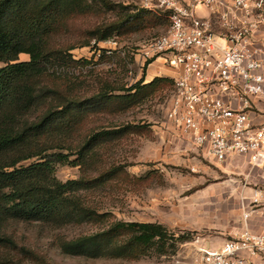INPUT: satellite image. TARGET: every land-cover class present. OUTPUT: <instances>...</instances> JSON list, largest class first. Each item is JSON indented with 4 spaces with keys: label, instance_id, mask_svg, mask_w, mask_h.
I'll return each mask as SVG.
<instances>
[{
    "label": "rangeland",
    "instance_id": "rangeland-1",
    "mask_svg": "<svg viewBox=\"0 0 264 264\" xmlns=\"http://www.w3.org/2000/svg\"><path fill=\"white\" fill-rule=\"evenodd\" d=\"M111 1L131 8L142 6V0ZM128 14L136 15L113 34L118 41L115 47L106 42L108 38L73 48L70 53L77 63L62 69L57 65L50 67L49 72L60 77L57 82L42 78L44 84L60 85L61 90L75 88L69 93H75L81 100L111 96L90 107V114L74 128L51 131L47 152H73L69 159L74 160L91 132L127 126L119 136L94 146L78 164L56 163L55 176L65 181L111 172L101 184L78 192L85 204L98 213H108V221L156 222L181 238L175 240L174 247L168 242L163 251L154 244L135 257L92 259L65 254L59 244L61 240L98 231L104 226L101 222L56 226L9 220L5 223L6 233L18 247L24 246L31 252L20 254L19 250L5 247L20 264H191L193 252L189 242L197 236L219 244L245 227L264 233L250 226L252 214L258 211L263 216L252 225L264 227V201L254 205L250 197L255 189H261L264 195V165L253 166L242 156L219 162L204 149L186 142L166 116L172 90L169 80L143 90L134 99L114 97L126 94V89L139 80L146 83L156 77H168L167 73H159L163 62L141 66L137 52L144 40L167 29L168 18L163 12H132L118 4L107 10L95 5L89 14L66 21L64 30L68 31L64 35L69 40L65 43L78 40L81 34L78 31L86 26L122 22L128 19ZM19 58L28 59V55L21 54ZM245 212L249 216L244 217Z\"/></svg>",
    "mask_w": 264,
    "mask_h": 264
},
{
    "label": "trees",
    "instance_id": "trees-1",
    "mask_svg": "<svg viewBox=\"0 0 264 264\" xmlns=\"http://www.w3.org/2000/svg\"><path fill=\"white\" fill-rule=\"evenodd\" d=\"M116 4L132 12H151L111 0H0V264H20L5 247L19 250L20 254L31 253L24 246L18 247L6 233L5 223L9 220L56 226L69 222H101L104 226L98 231L61 240L59 244L65 254L92 259L135 257L154 244L163 251L168 242L174 247L175 240L181 238L156 222L108 221V213H98L85 204L78 192L101 184L111 172L65 181L55 176L56 163L78 164L94 146L119 136L127 126L91 132L78 148L74 160L69 159L73 152H47L51 131L74 128L90 114V107L111 96L104 94L97 100L94 96L81 100L75 93H69L75 88L61 90L60 85L44 84L42 78L57 82L60 77L50 73V67L57 65L62 69L77 63L71 49L112 37L136 14H128V19L122 22L86 26L78 31L80 38L72 43H65L69 40L64 35L68 31L64 30L66 21L89 14L95 5L110 10ZM21 54L28 55V59H20ZM168 80L173 86L170 77H156L146 83L139 80L126 89V94L114 97L134 99L143 90ZM112 90L114 88H109ZM34 157L35 160L22 163Z\"/></svg>",
    "mask_w": 264,
    "mask_h": 264
},
{
    "label": "built area",
    "instance_id": "built-area-1",
    "mask_svg": "<svg viewBox=\"0 0 264 264\" xmlns=\"http://www.w3.org/2000/svg\"><path fill=\"white\" fill-rule=\"evenodd\" d=\"M141 2L168 18L167 29L137 50L141 66L162 58L173 71L167 119L216 161L242 155L263 166L264 0ZM200 6L208 16L197 14ZM106 42L118 43L116 36ZM250 197L254 205L264 201L261 189ZM189 244L191 264H264V233L247 227L218 246L200 236Z\"/></svg>",
    "mask_w": 264,
    "mask_h": 264
},
{
    "label": "crops",
    "instance_id": "crops-1",
    "mask_svg": "<svg viewBox=\"0 0 264 264\" xmlns=\"http://www.w3.org/2000/svg\"><path fill=\"white\" fill-rule=\"evenodd\" d=\"M197 14L199 15V16H208L209 15V10L207 9V8H205V7H203V6H200V7H198L197 8ZM259 36V35H258ZM163 62V59L162 58H157V59H155L154 61H152L151 63H149L148 65H150V64H152V63H157V64H161ZM159 70H160V72L159 73H161V72H163L165 75H166V73H167V75H168V77H170V78H172V76H173V71L171 70V69H169L167 66H165L163 63H162V65H160V67L158 68ZM152 77V76H151ZM236 156H242V155H231V156H229L228 157V159H226L225 161H229V160H232V159H234ZM242 157H244V158H246L245 156H242ZM213 158V157H212ZM225 161H223V162H225ZM257 167H263V166H260V165H256ZM259 188V187H258ZM263 216V214H261L260 215V212H256V214H252V216H251V222H250V226H252V229L253 230H256V231H260V232H264V227H262V228H259L258 226L256 227V226H253L252 224L256 221V219H259L260 217H262ZM213 243V242H212ZM213 245L214 246H218V245H220V243L219 244H215V243H213Z\"/></svg>",
    "mask_w": 264,
    "mask_h": 264
}]
</instances>
